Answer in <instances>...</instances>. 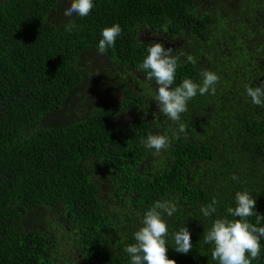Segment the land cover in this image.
I'll return each mask as SVG.
<instances>
[{
    "label": "trees",
    "instance_id": "16d2710c",
    "mask_svg": "<svg viewBox=\"0 0 264 264\" xmlns=\"http://www.w3.org/2000/svg\"><path fill=\"white\" fill-rule=\"evenodd\" d=\"M70 2L0 0V264H131L124 249L157 200L177 206L165 215L168 257L217 264L203 237L234 219L236 192L264 215V107L246 93L264 84V0H95L88 16L66 17ZM116 23L122 35L99 54ZM151 42L180 58L173 87L220 77L179 122L159 112L158 85L140 70ZM181 123L159 155L141 143ZM183 227L188 254L174 249ZM261 244L252 264H264Z\"/></svg>",
    "mask_w": 264,
    "mask_h": 264
},
{
    "label": "clouds",
    "instance_id": "9594fccd",
    "mask_svg": "<svg viewBox=\"0 0 264 264\" xmlns=\"http://www.w3.org/2000/svg\"><path fill=\"white\" fill-rule=\"evenodd\" d=\"M95 8V0H71L70 6L64 9V16L71 17L74 14L79 17L88 16ZM75 22L68 23L65 28L71 33ZM166 32V30H165ZM122 35V27L116 23L102 30V38L98 44V53L106 54L110 47H115L116 40ZM143 43V41H141ZM147 55L140 65V70L146 73V78L154 80L158 85L153 99L159 106V112L173 122H179L182 114L188 111V103L197 94H215L216 85L220 81L217 73L202 71V83L185 78L173 87L179 63V56L173 55L172 48H166L163 42H151L147 44ZM187 62L196 64L192 55L187 56ZM59 70V69H58ZM247 96L253 104L264 107V84L252 87L246 86ZM186 132L184 124H179L178 130H173V135L149 134L141 143L153 151V155H159L162 151L171 147V141ZM232 180H239L236 174ZM235 207H228L227 216L216 218L212 227L206 231L203 240L206 244H212L211 259L217 264H252L262 252L261 239L264 238V215L256 210L257 200L247 191H238L235 194ZM219 201L213 198L211 203L201 207L204 217H211L217 212ZM177 211V206L171 200H157L147 210L142 218V226L134 233L135 243L126 245L124 251L129 255L131 264H177L175 259L168 257L169 227L165 215L172 217ZM255 217L253 223L250 218ZM174 249L177 252L188 254L193 243L191 232L187 227L173 233Z\"/></svg>",
    "mask_w": 264,
    "mask_h": 264
}]
</instances>
